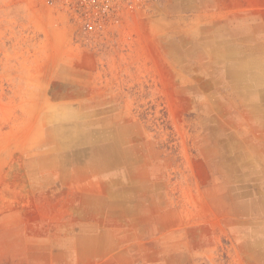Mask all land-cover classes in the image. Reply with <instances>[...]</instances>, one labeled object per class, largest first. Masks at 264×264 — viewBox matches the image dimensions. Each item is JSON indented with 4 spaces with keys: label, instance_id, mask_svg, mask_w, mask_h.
<instances>
[{
    "label": "rangeland",
    "instance_id": "rangeland-1",
    "mask_svg": "<svg viewBox=\"0 0 264 264\" xmlns=\"http://www.w3.org/2000/svg\"><path fill=\"white\" fill-rule=\"evenodd\" d=\"M231 1L123 0L89 34L0 0V264H264V8ZM125 165L156 232L98 210Z\"/></svg>",
    "mask_w": 264,
    "mask_h": 264
},
{
    "label": "crops",
    "instance_id": "crops-1",
    "mask_svg": "<svg viewBox=\"0 0 264 264\" xmlns=\"http://www.w3.org/2000/svg\"><path fill=\"white\" fill-rule=\"evenodd\" d=\"M227 6V5H224ZM229 7L231 8H240L244 10H248V16L254 17L257 15L258 11L260 8H264V2L261 0H232L230 4H228ZM257 17V16H256ZM264 23V22H263ZM261 33L259 35H256L254 39H258V36H260V39H264V27L261 29ZM260 49L263 50L260 52V55H264V46L261 45ZM256 54V52H255ZM124 171L120 175H117L116 177H109L108 178V185H110L109 189L107 191H104V196L107 197V199L101 198V208L97 209L101 211L100 214H103V205L106 206L108 214L110 213L113 215L114 213L116 214L117 220L122 221L123 223L129 224V223H134L135 221L137 224H140L139 231H154L156 232L158 227H157V213L155 210V201L157 197L156 193V179L154 178V181L149 182V187L146 188H151L149 189L150 191L153 190L152 196L148 198L149 202L151 200L154 202L153 207L154 210L153 212L148 215L145 213H141L140 211L141 208V202L142 200H134V197H131L130 193L136 190H142V187L144 186L145 180L141 177L138 180L136 175H132L131 172V167H127V165L124 166ZM128 169V171H127ZM138 183L141 186H138ZM114 185H117L113 187ZM132 198V199H131ZM150 206V205H149ZM98 214H96L97 216ZM165 215H168L165 213ZM136 216L137 219H136ZM132 217V218H131ZM85 218V217H84ZM86 220V219H85ZM89 221V220H86ZM97 220H91L90 224L86 225V229L84 231H91L92 234L90 236H86L87 239L92 240V245L90 246V252H86L88 256L90 257V262L92 263H106V262H117L119 261L117 258V254H111L112 250V245H107L106 241L109 240V238H106L105 235L102 233L100 229V224L97 223ZM166 222V221H165ZM167 223V222H166ZM168 224V223H167ZM87 226H90L89 230ZM165 230H168V226H166ZM116 240V239H115ZM86 250L88 247H85Z\"/></svg>",
    "mask_w": 264,
    "mask_h": 264
},
{
    "label": "built area",
    "instance_id": "built-area-1",
    "mask_svg": "<svg viewBox=\"0 0 264 264\" xmlns=\"http://www.w3.org/2000/svg\"><path fill=\"white\" fill-rule=\"evenodd\" d=\"M89 34L105 31L120 15L123 0H58Z\"/></svg>",
    "mask_w": 264,
    "mask_h": 264
}]
</instances>
